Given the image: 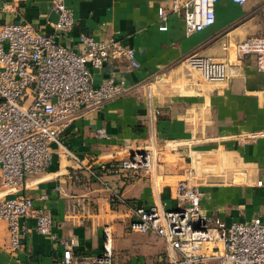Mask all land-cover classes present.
I'll return each instance as SVG.
<instances>
[{
    "label": "crops",
    "instance_id": "1",
    "mask_svg": "<svg viewBox=\"0 0 264 264\" xmlns=\"http://www.w3.org/2000/svg\"><path fill=\"white\" fill-rule=\"evenodd\" d=\"M162 1L64 0L75 24L67 33H54L52 0H0V23H26L76 52L86 49L80 36L115 37L135 50L138 68L121 58L92 70L94 84L114 77L127 92L86 109L60 134L77 161L54 144L47 169L28 174L21 186L5 189L0 178V196H28L48 210L58 237L78 239L76 253H100L109 225L114 264H170L181 257L162 237L131 230L129 222L135 206L181 207L175 185L187 171L209 219L227 225L264 220V137L250 138L264 131V70L254 55L236 50L262 33L264 0H217L215 22L189 35L179 13L169 17L167 30L158 29ZM193 53L227 62V79L204 81L185 61ZM98 129L106 137H99ZM133 146L151 150V171L139 170L133 178L100 172L99 166L119 162ZM113 196L118 202H111ZM21 222L29 231L13 252L8 224L0 220V264H52L61 255L59 243L37 234L32 219Z\"/></svg>",
    "mask_w": 264,
    "mask_h": 264
},
{
    "label": "built area",
    "instance_id": "2",
    "mask_svg": "<svg viewBox=\"0 0 264 264\" xmlns=\"http://www.w3.org/2000/svg\"><path fill=\"white\" fill-rule=\"evenodd\" d=\"M243 4L247 0H232ZM217 0H163L157 9L158 29H168L173 13L182 16L186 35L201 31L215 22ZM57 20L51 24L54 33H67L75 24L73 10L64 0H52ZM10 5H4L7 9ZM13 7V6H12ZM264 16V7H263ZM86 49L76 52L57 42L55 36L35 31L26 23H0V178L5 189L21 186L28 174L47 169L54 154V144L64 149V155L78 160L63 145L60 134L71 121L86 109L127 92L122 80L114 77L94 84L92 70L104 64L126 59L138 68L135 50L115 37L95 40L80 36ZM239 54H251L259 70H264V23L262 33L237 45ZM185 61L206 82H223L228 77L227 62L211 56L193 53ZM99 137H106L103 129ZM264 137V131L250 138ZM154 158L151 150L133 146L130 153L117 163L99 166L102 174L123 172L130 178L139 170L151 171ZM261 185V181H257ZM176 199L182 206L164 210L142 205L132 209L131 230L153 232L162 237L170 251L180 258L170 264H198L215 260L217 264H264V220L255 217L247 222L229 225L220 218L209 219L202 214V193L192 183L187 171L175 185ZM112 203L118 202L116 197ZM34 221V231L48 236L61 246V255L52 264H114L112 233L109 225L103 229L100 253L81 255L75 252L78 239L58 237L52 231L48 210L34 204L28 196H0V220L8 224L9 247L13 252L22 248V239L29 231L22 219Z\"/></svg>",
    "mask_w": 264,
    "mask_h": 264
},
{
    "label": "rangeland",
    "instance_id": "3",
    "mask_svg": "<svg viewBox=\"0 0 264 264\" xmlns=\"http://www.w3.org/2000/svg\"><path fill=\"white\" fill-rule=\"evenodd\" d=\"M179 179H181V178H179ZM198 264H217V262L215 261V260H206V261H204V262H202V263H198Z\"/></svg>",
    "mask_w": 264,
    "mask_h": 264
},
{
    "label": "water",
    "instance_id": "4",
    "mask_svg": "<svg viewBox=\"0 0 264 264\" xmlns=\"http://www.w3.org/2000/svg\"><path fill=\"white\" fill-rule=\"evenodd\" d=\"M56 17H57V14H56Z\"/></svg>",
    "mask_w": 264,
    "mask_h": 264
}]
</instances>
